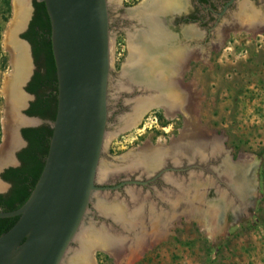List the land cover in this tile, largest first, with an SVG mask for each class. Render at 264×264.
I'll return each mask as SVG.
<instances>
[{
    "label": "water",
    "instance_id": "1",
    "mask_svg": "<svg viewBox=\"0 0 264 264\" xmlns=\"http://www.w3.org/2000/svg\"><path fill=\"white\" fill-rule=\"evenodd\" d=\"M40 1L45 3L51 22V43L58 79L57 113L55 120L49 122L53 128L49 151L29 198L16 210H0V218L19 217L7 232L0 235V264H68L71 254L77 247L79 249V237L84 225L89 222L91 210L93 217L102 220L111 233L117 236L130 234L122 222L115 221L111 215L102 214L97 209V204L103 198L108 205L122 204L125 214L129 215L149 200L150 191H156L152 186L146 191L145 187L155 182L157 177H161L164 183L161 191L159 189L157 200L152 201V204L155 209L158 208L156 210L160 212L159 215L167 216L165 225L176 219L181 221L184 217L209 226L208 217L204 214L208 208L216 212L219 222L224 200L221 194L223 190L217 186L221 181L215 173L219 171V167L209 170L197 165L196 161L212 159L222 152L226 154V167L235 169L243 155L236 163L229 162L233 156L230 150L224 148V135L216 131L207 134L209 131L199 121V126L206 131V142H193L177 154L160 157V163L155 165L147 164L144 156L142 157L144 154H139V150L130 152L117 158L127 163L122 170L125 179L117 186L101 184L108 178L114 179L121 175L119 169L101 167L110 121V3L109 0ZM141 6L129 9L128 13H133ZM251 21L254 24L256 19ZM254 25V28L264 34V29ZM142 26L141 21L134 25L138 29ZM20 31L18 36L22 33ZM189 65V62H185L181 72H178L177 79L182 87H189L183 79ZM127 68L126 63L121 72L122 79L125 78ZM27 80L28 78L21 84L23 92ZM126 82L129 89H139L144 95L136 103L157 93L156 89H148L145 85ZM188 90L191 102L194 92L190 88ZM25 108L26 102L19 112L26 118L23 113ZM134 108H129L132 112L129 111L128 115L120 118L115 134L132 126L127 124V120L134 114ZM159 108L162 106L159 105ZM178 113L183 114L179 107L176 110V114ZM38 122L42 123V120L38 119ZM24 126L20 124L15 128L20 142ZM181 134L169 144H164V147L172 146L173 140H179ZM20 148V144L12 148V161L0 166V174L12 163H16V152ZM133 159L134 164L129 165ZM251 163L255 167L258 165L256 159ZM197 167L212 174L215 187H219L217 197H208L210 186L203 183L196 186L194 174ZM136 174L139 175L136 177ZM135 193L138 198H133ZM121 196L123 203L119 201ZM93 204L96 209L92 208ZM91 223L97 226L96 223Z\"/></svg>",
    "mask_w": 264,
    "mask_h": 264
},
{
    "label": "rangeland",
    "instance_id": "2",
    "mask_svg": "<svg viewBox=\"0 0 264 264\" xmlns=\"http://www.w3.org/2000/svg\"><path fill=\"white\" fill-rule=\"evenodd\" d=\"M143 1L145 0H109L112 42L110 121L101 167L119 169L121 176L124 175L122 170L127 163L117 158L135 152L146 144H169L183 132L186 125L185 115L178 113L171 118L166 116L163 108L152 107L146 110L147 113L138 124L115 134L120 118L128 115L129 111L131 113L129 108H134L136 101L144 96L139 89H129L125 78H121L123 67L129 62L131 33H137L133 32L134 29L139 30L134 27L135 23L130 26L123 24L126 19H121L124 17L121 6L124 2L128 11ZM11 2L7 11H4L6 7L3 2L0 3V50L7 58V65L4 68L0 66V94H4L6 81L11 78L14 70L10 63L11 50L5 44L7 30L15 19L14 0ZM3 13L7 15L4 20ZM116 20L120 29L115 24ZM124 76L129 78L126 74ZM184 76L185 84L193 88L189 115L197 122L198 127L203 130L199 121L209 132L223 134L227 147H234L237 151L242 150L255 157L251 161L256 159L258 163L256 210L250 218L237 223L230 231L222 227L220 222L217 229L211 230L208 225L207 227L201 222L184 217L181 221L173 220L160 229L156 227L146 235L143 233L144 237L141 235L143 238L127 259L120 260L106 249L94 250L92 256L95 264H264V35L245 30L232 32L227 45L214 52L210 62H203L201 59L192 62ZM5 102L0 97V144L5 136L2 129ZM155 116L158 124L144 128L145 122L150 124ZM112 179L108 178L101 184L105 185ZM154 189L157 190L156 186ZM119 201L123 203V196ZM92 208L96 209L94 204ZM156 212L160 214L159 211ZM89 213V222L84 225L83 233H86L88 226L93 225L91 222L97 224L94 225L95 228L109 229L102 220L93 217V210ZM125 237L130 240L134 238V234ZM119 238L123 239L122 236ZM77 252L78 247L69 261Z\"/></svg>",
    "mask_w": 264,
    "mask_h": 264
},
{
    "label": "bare ground",
    "instance_id": "3",
    "mask_svg": "<svg viewBox=\"0 0 264 264\" xmlns=\"http://www.w3.org/2000/svg\"><path fill=\"white\" fill-rule=\"evenodd\" d=\"M179 8H181L180 0H148L146 4H143L136 12L132 13L133 17L140 19L143 26L142 29H139L142 32L131 33V38L129 39L130 55L128 58L129 62L127 63L128 68L124 73L129 78L124 77L126 81H133L135 84L145 85L148 89H156L157 93L138 101L134 108V114L128 117L127 124L135 126L141 121L145 113H147L146 110L148 108L159 107V105L162 106L167 117H176V110L179 107L186 118V125L181 134L182 136L179 140H173L172 146L164 147V144H160L156 147L146 144L139 149V154H144L142 157L144 156L143 158L146 159L145 161L149 165L160 163V157L177 154L185 146L193 142L206 140L204 135L206 131L201 130L197 122L189 115L192 106L187 95L189 94V87H182L177 79L178 72H181L184 65V62L179 59L184 49L171 46L174 36L167 31L162 19L163 15L177 11ZM14 9L15 19L9 26L5 39V44L7 43L11 50V62L14 70L3 89L8 105L5 117L2 120V129L5 136L4 144L0 149V166L8 163V160L3 158L5 150L3 148L6 143L14 146L20 143L15 132L16 126L30 123V120L25 119L20 114L19 109L27 100L26 95L22 92L21 84L30 75L32 66L27 45L16 39V35L24 28L25 21L28 18L27 16L30 14L29 0H14ZM243 9L246 16L248 15L250 18H255L256 20L258 19V14L254 11L251 12L246 4L243 6ZM174 69H177L176 73ZM4 157L9 159V154L7 153ZM134 162L135 160L133 159L128 164L133 165ZM231 178H233V175ZM3 185L0 182V190L6 188ZM135 195L137 194H133V198H135ZM98 203V210L102 214L111 215L115 221L122 222L124 228L130 234L132 231H136L138 234L130 240L129 237L122 236L123 239H127V242L119 238L120 236L108 231L109 229L106 230L101 227L95 228L94 225H90L87 227L86 233L82 232V236L80 235L78 252L70 261L68 259V264H95L92 252L96 249H106L120 260L127 259L144 237L143 233L146 235L148 231H154L156 227L160 229L167 223V216L158 215L152 202H143L137 210H134L129 215L125 214V209L122 204L108 205L104 200ZM204 214L208 217L209 227L212 230L217 229L216 212L208 208Z\"/></svg>",
    "mask_w": 264,
    "mask_h": 264
},
{
    "label": "flooded vegetation",
    "instance_id": "4",
    "mask_svg": "<svg viewBox=\"0 0 264 264\" xmlns=\"http://www.w3.org/2000/svg\"><path fill=\"white\" fill-rule=\"evenodd\" d=\"M1 2L2 0H0V3ZM38 2L41 1L29 0L30 14L29 16H27L28 18L25 21L24 28H22L21 30L22 33L20 34V36L16 35L17 40L27 45L32 66L30 75L28 76V80L26 82V85L24 86V94L26 95L27 100L26 108L23 110L24 116L26 115V118H24L30 120V123L23 124L25 126L21 129L22 139L19 143L21 145V148L16 152V163H12V165L8 166L0 174V182L6 186L5 189L0 190V194H8L13 188V181L5 178V173L10 169H16L23 165L21 156L23 151L27 149L30 144L29 139L25 137L23 131L25 129L38 128L44 125H49L51 127V124L49 123L51 122V120L48 117L29 114L32 103L37 100V96L35 93L30 92L28 88L31 85L33 77L38 71L45 72V68L40 67L43 61V55L40 57L41 59L37 60V58L35 57V43L32 38L29 37L33 22H35V20L41 15L40 9L36 6ZM147 2L148 0H145L139 6ZM180 2L181 8L177 9V11H172L170 13H167L166 15H163L162 19L164 21V25L167 28V31L174 35L171 46L184 49L183 53L179 56V59H181L184 63L189 62L191 64L192 62L199 59H201L203 62H210L214 52L223 49V47L227 45L232 32L242 30L251 31V33L260 32L261 30L259 31L258 29L254 28V24H256L257 26L259 25L261 29H264V0H180ZM10 3H12L11 0ZM245 4L247 5V7H249V10H251V12L254 11L258 13V19L256 20V22H254V24L253 21H250L252 18L249 17L248 19V16H246V14H243V6ZM121 8L124 16L121 19L122 21L126 19V21L124 20V25L130 26L131 23H139L140 19L133 16L131 17L132 13H128L125 8L124 2ZM2 15V19L4 20V17H7V15L4 13ZM115 24L118 25L120 29L118 20L115 21ZM122 31L125 32L126 36H128L125 30ZM133 32H142V30L134 29ZM10 58L12 59L11 54ZM10 63L12 64V62ZM6 65L7 58L0 50V66L4 68ZM174 70L176 73L177 69ZM184 78L185 76L183 77V79ZM130 82L134 83L133 81ZM188 86L190 89H192L193 92L192 86ZM0 97L5 99L6 101V111L8 105L7 98L6 96H4V94H0ZM5 113L6 112H4V114ZM35 118L37 120H35ZM38 119L42 120V123H39ZM2 143H4L3 138ZM2 143L0 144V146L3 145ZM18 145L14 146L6 143L5 147L3 148L5 149L3 158L5 160H8V162H11V150L13 147H17ZM224 148L225 150H230L233 158L229 162L233 164L236 163L241 155H243L242 159L239 162V165L236 166L235 169L226 167V154L222 152L212 159H206L203 161L198 159L196 161V164L206 167L209 170H214L215 167H219V171H215V173H217L221 184H218L217 186H219L223 190L221 194L223 195L222 199H224L219 222L222 227L227 228L230 231V229L236 226L237 223L242 222L246 218H250L253 212L256 210V194L259 190V186L257 184L258 165L256 167L252 165L250 156L251 154L242 150L237 151L234 147H227L225 142ZM7 153L9 154V159H7V157H4L5 155H7ZM233 170H236V172H234ZM195 171L194 182L196 183V186H199L201 183L206 186H210L208 197L211 199L217 197L216 191L217 189H219V187H215V180L212 174L208 173L207 171H203L199 167H197ZM200 172H203V174H200ZM232 175L233 178H231ZM123 179H125V175H119L105 185L117 186L122 182ZM163 183L164 182L162 181L161 177H157L155 182L150 183L149 186L145 187V190L151 186L153 189L155 186L156 189H158L156 191H150V194L148 196L150 198L146 202L151 203V201L157 200L159 196V189L161 191ZM137 196L138 194L135 195V198H138ZM131 233L134 234V237L136 236V234H138V232L136 231H132Z\"/></svg>",
    "mask_w": 264,
    "mask_h": 264
},
{
    "label": "trees",
    "instance_id": "5",
    "mask_svg": "<svg viewBox=\"0 0 264 264\" xmlns=\"http://www.w3.org/2000/svg\"><path fill=\"white\" fill-rule=\"evenodd\" d=\"M3 5L10 9V0H2ZM36 6L41 15L33 22L29 37L35 43V57L43 61L40 67L45 72L38 71L28 90L35 93L37 100L32 103L29 114L48 117L55 120L58 105V79L55 59L51 43V22L44 2ZM39 51V52H38ZM24 135L30 144L22 153L23 165L10 169L5 173V178L13 181V188L8 194H0V210L11 211L21 207L29 198L34 189L45 164V157L49 151L53 128L44 125L38 128L25 129ZM19 217L0 218V235L7 232Z\"/></svg>",
    "mask_w": 264,
    "mask_h": 264
},
{
    "label": "built area",
    "instance_id": "6",
    "mask_svg": "<svg viewBox=\"0 0 264 264\" xmlns=\"http://www.w3.org/2000/svg\"><path fill=\"white\" fill-rule=\"evenodd\" d=\"M153 124H155V125L158 124V118L156 116L153 119H151L150 124H149V122H145L144 128H151Z\"/></svg>",
    "mask_w": 264,
    "mask_h": 264
}]
</instances>
